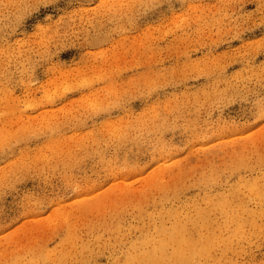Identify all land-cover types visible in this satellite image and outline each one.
I'll return each instance as SVG.
<instances>
[{
    "label": "rangeland",
    "instance_id": "obj_1",
    "mask_svg": "<svg viewBox=\"0 0 264 264\" xmlns=\"http://www.w3.org/2000/svg\"><path fill=\"white\" fill-rule=\"evenodd\" d=\"M37 2L0 0V264H264V0Z\"/></svg>",
    "mask_w": 264,
    "mask_h": 264
},
{
    "label": "snow or ice",
    "instance_id": "obj_2",
    "mask_svg": "<svg viewBox=\"0 0 264 264\" xmlns=\"http://www.w3.org/2000/svg\"><path fill=\"white\" fill-rule=\"evenodd\" d=\"M100 3H101V0H95L94 6L100 5ZM152 7L154 9H158V12L160 14L170 15L172 13V9L174 6L170 0V2L164 6L153 4ZM49 11H51L49 6L46 3H43L42 0H38V2L36 4H34L30 9L29 18L25 22L27 27L31 28L33 25L38 26L39 21H42L45 18H47ZM45 67H47V66H45ZM262 111H264V106H262ZM123 115H124L123 111L116 112L115 114L106 113V114L100 116L99 119L93 120L88 125V128L96 130V131L108 132L111 129L106 127V126L109 123H111L112 125H118L120 122V119ZM261 123L264 124V121H262ZM259 126L260 125H258V127ZM85 131H87V129H85ZM16 159H17V157L11 156V155L5 153L4 156L0 157V168H7L8 165L10 163H13ZM89 195H91V194H89ZM49 211H51V209H49Z\"/></svg>",
    "mask_w": 264,
    "mask_h": 264
}]
</instances>
